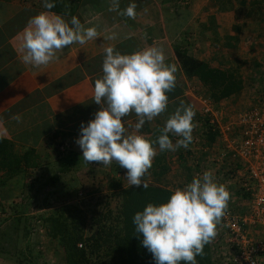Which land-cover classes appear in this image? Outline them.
Returning <instances> with one entry per match:
<instances>
[{"label":"crops","instance_id":"0c3cea01","mask_svg":"<svg viewBox=\"0 0 264 264\" xmlns=\"http://www.w3.org/2000/svg\"><path fill=\"white\" fill-rule=\"evenodd\" d=\"M166 1L135 0L137 15L135 19H131L119 15L118 11H110L112 0H82L71 14L45 10L43 0H0V137L12 143L15 153H30L32 165H23V169L36 176L56 172L51 178L56 183V176L57 179H65L68 174L75 172H84L86 175V172L96 170L113 176V168L116 167V177L124 175L127 180V169L120 167L115 161L109 166L86 163L82 158V149L76 142L81 135L82 123L86 126L101 109V105L93 101V90L95 80L103 76L104 49L108 46L114 47L121 54H132L156 46L163 49L165 62L174 64L177 68L176 87L167 93V110L152 121L146 120L137 134L156 141L161 134L160 129L181 104L194 108V123L197 124L201 117L199 93L191 86L192 80L188 84L187 80L191 78H187L181 69L175 46L181 43L179 40L182 41L183 36L186 37L192 29L198 28L200 13L207 5L200 6L199 1L202 0H192V8L184 10L177 4L169 8ZM131 2L133 0H119L120 10ZM44 11L61 15L69 23L75 16L85 28L96 27L100 37L84 45L73 44L58 51L56 58L47 65L26 64L21 60L24 54L21 49L23 30L31 17ZM201 17L203 32L200 29V33H207L209 19L204 15ZM23 18L28 20L23 21ZM221 27L223 29L224 24ZM113 33L116 34L115 39H105ZM242 37L244 38V34ZM256 37L253 44L259 46L262 37ZM242 42L246 41L242 39ZM196 58L203 57L196 54ZM262 59L260 56V62ZM232 107H228V110L231 108L234 112ZM228 112L230 119L238 113L230 116V111ZM137 122L135 113L124 118L129 133L135 131ZM193 134L197 137L194 140L195 147L204 143L208 151L201 152L200 155L196 152L195 156L189 147L161 152L158 143L154 144L158 154L144 177L148 184L182 188L193 180L197 168H212L211 160L220 154V137L217 135L211 142L205 135V126L203 129L196 126ZM170 139L175 144L180 137L170 134ZM64 145L67 146L63 147ZM194 158L198 162H194ZM60 174L65 175L64 178H59ZM18 182L17 179L7 182L6 187L13 189L14 198L21 195L15 190L20 188ZM127 182L128 180L125 181V186H131ZM64 185L66 184H59L60 187Z\"/></svg>","mask_w":264,"mask_h":264},{"label":"clouds","instance_id":"9594fccd","mask_svg":"<svg viewBox=\"0 0 264 264\" xmlns=\"http://www.w3.org/2000/svg\"><path fill=\"white\" fill-rule=\"evenodd\" d=\"M43 7L55 4L44 0ZM137 3L120 10L119 0H112L110 11L136 18ZM100 37L96 27H87L73 16L70 23L61 15L41 12L31 17L23 30L22 62L47 65L58 51L73 44L84 45ZM113 33L105 39L113 40ZM103 76L94 82L93 101L101 105L95 118L85 126L76 141L86 163L109 166L115 161L127 169L130 185L147 189L145 175L152 168L159 150L188 148L193 140L196 115L192 106L181 104L160 129L156 141L137 134L145 121H152L168 108V92L176 87L177 68L165 62L163 49L151 46L132 54H121L114 47L104 49ZM135 113L138 122L129 133L124 118ZM172 136L180 137L174 144ZM230 192L215 181L211 170L198 175L183 189L174 190L166 203H149L133 217L135 231L142 245L152 253L156 264H197L205 245L217 235V226L226 214Z\"/></svg>","mask_w":264,"mask_h":264},{"label":"rangeland","instance_id":"374dc122","mask_svg":"<svg viewBox=\"0 0 264 264\" xmlns=\"http://www.w3.org/2000/svg\"><path fill=\"white\" fill-rule=\"evenodd\" d=\"M69 1L71 0L67 2ZM176 4L181 9L189 10L192 8L193 3L192 0L166 1V5L169 8L174 7ZM203 4H206L207 8H204L200 13L198 21L200 28L198 26V28L192 29L186 35L187 38L183 36L182 41L179 40L181 43L177 41L179 44L176 46L184 48L195 57L196 54L197 56L201 55L203 57L201 58L202 60L209 61L221 69L234 68L242 76L244 91L226 99L230 107H235V109L232 107L235 110L234 112L230 110L231 108L229 109L231 116L236 112L250 108L259 91H264V0L199 1L200 6ZM243 5L248 7L256 5L257 7L254 12H243L242 10L235 13ZM222 6L227 7L228 10L222 11ZM211 8L214 10H208ZM28 11L27 15L29 14ZM203 15L209 19V25L206 28L207 33H202L203 22H201V16ZM26 19L23 18V21ZM221 24H224L223 29ZM200 29H202L201 33ZM243 34L244 38H241ZM255 35L262 37V43H259V46L253 44L254 39L257 38ZM188 37L195 39L189 40ZM242 39L246 42H242ZM186 42L193 45L190 46ZM260 56L263 57L261 62L259 60ZM187 81H189L188 84L191 82L190 84L194 87V91L199 93V103H201V96H209L205 92L206 90H201L202 87L197 79L193 78ZM116 169V167L113 168V172ZM54 173H41L37 176L36 174L26 173L11 178L10 182L14 179L19 180L20 188L15 190L21 195L17 196V198H14L13 189L6 187L9 181L5 185L0 186V218H11L16 214L22 213V215L36 220L38 215L52 211L65 202H70L73 197L77 199V202L87 201L94 197L91 207L96 208L97 199H108L110 193L125 188V181H127L124 175L116 177L117 173H114L115 176H107L105 171L92 170L86 172V175L84 172H75L71 173V175L67 173L68 176L65 179H57V173L55 174L56 183H54L52 182L53 179L51 181ZM64 176L60 174L59 178H64ZM64 183L66 185L63 187L59 186V184L62 185ZM97 183L99 186H97ZM127 184L129 183L127 182ZM170 189L175 190L174 187ZM13 199L16 200L14 201ZM117 202L118 198L115 197L112 199L111 205L115 206ZM1 205L5 206V210H2ZM14 219L16 217H12L11 220L0 226V244L3 246V251L0 250V252L2 254L6 251L5 254L3 253L4 255L0 256V264H21L22 262V264H65L64 253L60 245L57 240L47 234L44 227L40 225L36 227V224L35 229L32 228L30 233L25 235L26 232L23 230L24 223L16 224L17 221H14ZM34 220L32 221L34 222ZM212 241L210 242L212 244L211 258L215 264H223L218 260V253ZM28 246H30L29 249ZM22 251L24 255L21 254ZM29 251H32L31 254Z\"/></svg>","mask_w":264,"mask_h":264},{"label":"trees","instance_id":"16d2710c","mask_svg":"<svg viewBox=\"0 0 264 264\" xmlns=\"http://www.w3.org/2000/svg\"><path fill=\"white\" fill-rule=\"evenodd\" d=\"M67 1L49 0L55 7L43 8L58 14H71L82 0H71L70 3ZM256 7L243 5L235 13L242 10L254 12ZM221 10L227 11L228 8L222 6ZM175 53L186 77L197 79L202 90H206L216 104L243 90L244 80L236 69H221L209 61L196 58L179 46L175 47ZM199 119L205 126L207 138L211 142L214 141L217 136L213 130L214 126L210 124L208 118ZM31 159L29 152L24 155L15 153L12 143L0 137V186L5 185L16 175L28 173L23 169V165H32ZM173 192L174 190L168 187L151 183L147 189L131 185L110 193L108 199H97L96 208L91 207L94 197L81 202H77L73 197L70 202L38 215L36 220L22 213L12 217H16L14 219L17 221L16 224L24 223L25 235L30 233L32 228L35 229L36 224V227L38 225L44 227L47 234L60 245L65 264H156L152 253L142 245V236L135 231L133 217L137 212L143 211L149 203L156 205L166 203ZM115 197L118 198V202L112 206V199ZM1 207L5 210L4 205ZM11 218H0V226ZM0 250L3 251L1 244ZM211 251L212 244L205 245L204 254L196 257L197 264H215L211 258ZM31 252L29 251L30 254ZM3 253L0 252V256L4 255ZM21 254L24 255V252Z\"/></svg>","mask_w":264,"mask_h":264},{"label":"built area","instance_id":"2783aa9c","mask_svg":"<svg viewBox=\"0 0 264 264\" xmlns=\"http://www.w3.org/2000/svg\"><path fill=\"white\" fill-rule=\"evenodd\" d=\"M200 101L202 119H209L221 139L220 154L211 160L210 170L215 181L230 192L226 214L212 241L218 260L223 264H264V91H259L250 108L232 119L227 100L216 104L209 96H201ZM196 126L204 128L200 119ZM192 135L191 153L208 151L204 143L195 147L197 137ZM206 170L209 168H197L193 178Z\"/></svg>","mask_w":264,"mask_h":264}]
</instances>
